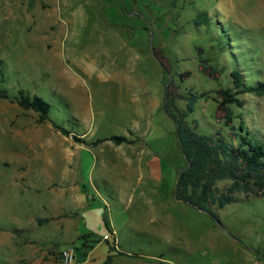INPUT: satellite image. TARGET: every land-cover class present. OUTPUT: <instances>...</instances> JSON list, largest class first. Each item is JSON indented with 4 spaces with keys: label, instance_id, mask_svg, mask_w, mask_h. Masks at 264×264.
<instances>
[{
    "label": "rangeland",
    "instance_id": "1",
    "mask_svg": "<svg viewBox=\"0 0 264 264\" xmlns=\"http://www.w3.org/2000/svg\"><path fill=\"white\" fill-rule=\"evenodd\" d=\"M101 1L99 5L71 4L89 17L68 21L56 18L57 24L56 15L52 14L54 6L44 0H0V88L11 97L17 96L19 89H25L51 104L49 119L40 123L38 112L0 98V190L5 191L0 196V205L19 196L22 201L26 199L23 204L26 206L34 192L33 189L21 192L12 186L14 177L23 172L17 158L35 152L40 158L34 163L37 168H42L50 157L57 173L68 169L64 164L69 156L67 135L53 126L55 122L82 137V141H76L71 136L78 142L73 150L82 160L79 175L85 176L94 197L92 206L85 210L81 228H89L92 238L101 239L108 232L104 214L111 222L108 205L111 197L97 194H109L116 183L127 181L91 179L99 149L94 143L96 139L90 137L121 135L131 127L133 118L125 111H115L109 99L98 97L92 81L69 84L77 86L85 99L86 111H73L74 102L59 91L62 51L58 47L53 51L56 66H46L51 54L47 35L53 30L67 28L79 33L69 38L66 50L73 51L71 56L75 60L84 57L87 45L95 46L93 38L101 22L95 14L100 9L112 27H122L128 40L142 50L138 71L145 76V99L153 105L151 111H145L148 113L145 123L158 126L166 139L158 160L168 171L157 190V197L164 202L165 228L154 238L146 232L155 229L145 226L144 237L133 236L131 243L123 246L134 252L145 247V255L163 258V264H264V196L243 197L223 207L216 206L219 222L207 212L175 198L176 165H181L184 159L176 122L164 109L166 85L170 82V90L178 95L206 92L207 96L192 106L176 97L174 105L170 101V108L173 112L188 111L187 119L190 123L197 121L199 133H220L232 143H237L240 134L248 133L252 140L264 144V94L239 93L241 104L229 103L221 94L224 89L240 90L236 88L239 77L236 72L241 74L245 87L264 83V0ZM124 53L120 52L118 57L123 58ZM227 107L232 111L237 137L231 134ZM242 124L244 131L240 129ZM84 132L90 137L86 139ZM29 134L37 136L33 146L24 142ZM154 146L158 149L160 143ZM169 159L174 162L175 171L170 172ZM110 241L114 243L113 238ZM88 242L85 239L84 245ZM79 249L80 245L78 253ZM108 252L109 245L101 239L88 259L90 262L106 259Z\"/></svg>",
    "mask_w": 264,
    "mask_h": 264
},
{
    "label": "crops",
    "instance_id": "2",
    "mask_svg": "<svg viewBox=\"0 0 264 264\" xmlns=\"http://www.w3.org/2000/svg\"><path fill=\"white\" fill-rule=\"evenodd\" d=\"M44 2L54 6L52 14L56 15L55 19L65 21L89 17L85 11H77L71 4L102 3L101 0H44ZM95 18L101 21L100 28L95 31L96 37L93 38L95 46L92 48L90 44L87 45L84 57L80 60H75L71 56L73 51L66 52L69 49V38L79 33L67 28L48 33L50 43L48 52L51 54L47 56L46 66H56L53 51L54 47H58L62 51V59L58 58L59 64H62L61 71L58 72L61 79L59 91L74 102L73 111H86L85 99L77 86L69 84L92 81L98 97L109 99L115 111H125L126 115L133 118L131 127L121 133L134 140L133 143L117 144L112 140H105L95 144L99 151L92 167L91 179L127 181L118 184L119 186L116 183L109 194H97V188L94 186L97 195L111 197V201L108 202L111 222L108 221V232L101 239L108 245L109 241L113 246L112 250L109 248L106 259L94 262L88 259L95 243L101 240L92 238L94 236L89 228H81V220L84 218L85 210L92 206L94 194L90 193L85 176L82 178L79 175L82 173L80 167L82 160L76 157L77 154L73 150L78 142L71 136H66L69 156L65 158L64 164L68 165V169L61 173H57L50 157L46 158L42 168H37L34 163L40 158L36 157L35 152L16 159L23 172L14 177L12 186L21 192L24 189L31 191L33 189L34 192L26 206L23 205L26 199L22 201L19 196L8 200V204L3 202L0 205V264H65L59 259V253L68 244H73L76 248L80 245L78 257L82 261H89L88 264L164 263L163 258L145 255V247L134 252L123 246V243H131L130 239L133 236L144 237L145 226L155 229L146 234L157 238L166 225L163 214L164 202L157 197L159 195L157 190L161 189L168 171L158 160L161 157L159 153L163 141L166 139L164 131L158 126L145 123V115H148L145 111H151L153 105L145 99V76L138 71L143 53L138 46L128 40L122 27H112L103 11L99 9ZM57 19L56 22L59 24ZM122 51L125 52L124 56L119 58L118 55ZM82 135L86 139L90 137L87 132ZM99 137L91 135L90 140ZM36 138L37 136L33 138L29 134L24 137V142L33 146V140ZM159 143L160 147L157 149L154 145ZM169 161L170 172L175 171L174 162L172 159ZM117 187L124 191H119ZM0 191L2 196L5 191L4 189ZM81 210L83 212H80ZM111 238L114 239L113 244ZM85 239L90 242L84 245ZM109 255L110 260L107 261Z\"/></svg>",
    "mask_w": 264,
    "mask_h": 264
},
{
    "label": "trees",
    "instance_id": "3",
    "mask_svg": "<svg viewBox=\"0 0 264 264\" xmlns=\"http://www.w3.org/2000/svg\"><path fill=\"white\" fill-rule=\"evenodd\" d=\"M157 56L164 65L161 56ZM236 88L221 90L229 103H242L237 94L242 92H256L264 94V83L255 87H245L241 74L236 72ZM172 82L166 85L164 109L166 113L176 122L177 135L179 139L183 163L178 166V175L174 188V196L177 200L183 201L207 212L215 221L219 222L216 206L223 207L229 203L239 201L243 197L264 196V144L252 140L248 133L240 134L237 143H232L220 133L203 134L197 131L198 124L194 120L190 123L187 119L188 111L173 112L170 108V101L174 105L176 97L187 100L192 106L199 98L207 96L206 92H190L188 95H178L170 90ZM0 98L15 101L24 109H31L38 112V122L43 123L49 119L51 104L38 94H31L25 89H19L18 95L11 97L8 92L0 88ZM231 134L238 136L233 123L232 111L226 108ZM53 126L64 135L72 136L76 141H82V137L74 134L71 130L53 122ZM244 131V125H240ZM105 140H112L117 144L134 140L124 135H112L98 138L95 144ZM227 182L221 186L220 182ZM243 195V196H242ZM106 225L108 223L105 217ZM109 248L112 250V245ZM110 260V255L107 261Z\"/></svg>",
    "mask_w": 264,
    "mask_h": 264
},
{
    "label": "built area",
    "instance_id": "4",
    "mask_svg": "<svg viewBox=\"0 0 264 264\" xmlns=\"http://www.w3.org/2000/svg\"><path fill=\"white\" fill-rule=\"evenodd\" d=\"M59 259L65 264H88L79 259L77 248L73 244H68L60 251Z\"/></svg>",
    "mask_w": 264,
    "mask_h": 264
}]
</instances>
